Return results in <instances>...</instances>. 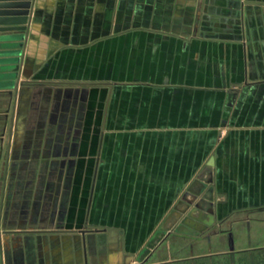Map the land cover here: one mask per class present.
I'll return each instance as SVG.
<instances>
[{
  "label": "crops",
  "instance_id": "0c3cea01",
  "mask_svg": "<svg viewBox=\"0 0 264 264\" xmlns=\"http://www.w3.org/2000/svg\"><path fill=\"white\" fill-rule=\"evenodd\" d=\"M26 26L0 171L35 90L83 119L63 254L1 189L0 264H264V0H31Z\"/></svg>",
  "mask_w": 264,
  "mask_h": 264
},
{
  "label": "rangeland",
  "instance_id": "374dc122",
  "mask_svg": "<svg viewBox=\"0 0 264 264\" xmlns=\"http://www.w3.org/2000/svg\"><path fill=\"white\" fill-rule=\"evenodd\" d=\"M82 119L75 91L35 90L19 113L11 158L0 171V192L8 189L4 199L12 225L57 229L58 256L64 252L59 237L67 232L58 229L69 217L71 159Z\"/></svg>",
  "mask_w": 264,
  "mask_h": 264
},
{
  "label": "water",
  "instance_id": "95a60500",
  "mask_svg": "<svg viewBox=\"0 0 264 264\" xmlns=\"http://www.w3.org/2000/svg\"><path fill=\"white\" fill-rule=\"evenodd\" d=\"M30 7L31 0H0V41L2 43L0 46L9 49L0 55V70L7 69L6 65H11L8 67L12 70L10 77L14 80L10 82V85L14 87L17 86L19 48L23 43ZM4 75L0 74V79ZM0 85H2L1 82ZM209 189L212 190L213 187L210 186Z\"/></svg>",
  "mask_w": 264,
  "mask_h": 264
}]
</instances>
